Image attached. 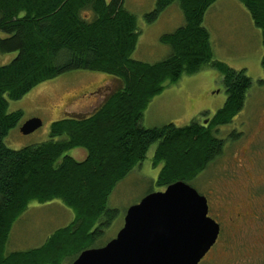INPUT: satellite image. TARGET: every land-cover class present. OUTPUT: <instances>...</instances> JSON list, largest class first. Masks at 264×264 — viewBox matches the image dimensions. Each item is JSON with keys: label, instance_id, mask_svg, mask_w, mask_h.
Wrapping results in <instances>:
<instances>
[{"label": "trees", "instance_id": "trees-1", "mask_svg": "<svg viewBox=\"0 0 264 264\" xmlns=\"http://www.w3.org/2000/svg\"><path fill=\"white\" fill-rule=\"evenodd\" d=\"M216 1L156 0L144 15L146 24L173 3L184 24L160 37L171 49L169 56L149 64L131 58L141 30L123 0H0V53H16L0 66V264H60L67 258L71 264L114 219L116 210L106 207L110 193L154 143L153 166H161L156 186L163 189L176 181L189 184L223 154L225 140L214 133L242 110L251 79L245 70L213 59L203 21ZM238 1L260 30L264 73V0ZM204 67L221 75L226 94L206 126L140 125L156 95ZM78 70L103 73L120 87L90 117L53 123L49 140L9 149L4 139L22 113L8 112V100ZM73 148L85 149L86 159L76 162L66 155ZM54 201L71 209L73 220L40 247L6 254L12 227L26 209Z\"/></svg>", "mask_w": 264, "mask_h": 264}, {"label": "rangeland", "instance_id": "rangeland-1", "mask_svg": "<svg viewBox=\"0 0 264 264\" xmlns=\"http://www.w3.org/2000/svg\"><path fill=\"white\" fill-rule=\"evenodd\" d=\"M155 2L123 0L124 8L136 17L141 30L131 58L149 64L162 61L171 53L170 47L160 42V36L170 34L184 24L176 3L155 22L146 24L144 15L153 10ZM203 26L209 33L213 59L234 70H245L251 79V87L242 110L230 124L219 127L214 133L215 137L225 140L223 154L189 183L199 194L209 198L208 216L221 226L215 245L199 264H264V191L260 189L264 188V73L260 65L263 55L260 30L238 0H217L207 10ZM0 38H4L1 33ZM15 55L0 53V66L9 63ZM104 77L107 76L99 72L72 71L37 85L19 100H8L7 111H20L22 115L18 125L8 132L4 144L9 149L19 150L49 140L50 126L73 100V92L77 93L76 89L83 84L84 87L102 85L108 80ZM89 96L77 95L75 102L67 106L72 110H91L96 103L81 102L92 98ZM225 99L221 75L204 67L196 74L184 75L176 84L166 86L150 101L139 123L144 128L167 124L183 127L198 119L202 112L213 116ZM32 118L40 119L41 127L29 135H22L21 125ZM233 134L238 136L236 140L230 137ZM156 145L152 144L143 162L116 184L106 202L108 209L116 210L114 219L99 240L83 247L98 248L113 239L130 206L151 192L164 190L156 186L161 166L153 167L152 164ZM68 155L83 159L86 153L74 149ZM253 187H258L255 199H251ZM72 213L59 201L32 204L14 223L5 253L40 247L61 225L64 217H73ZM70 260L67 258L60 264H69Z\"/></svg>", "mask_w": 264, "mask_h": 264}, {"label": "water", "instance_id": "water-1", "mask_svg": "<svg viewBox=\"0 0 264 264\" xmlns=\"http://www.w3.org/2000/svg\"><path fill=\"white\" fill-rule=\"evenodd\" d=\"M41 124L32 118L19 131L29 135ZM219 234L220 225L208 216L206 197L176 181L130 206L113 239L83 250L71 264H199Z\"/></svg>", "mask_w": 264, "mask_h": 264}, {"label": "flooded vegetation", "instance_id": "flooded-vegetation-1", "mask_svg": "<svg viewBox=\"0 0 264 264\" xmlns=\"http://www.w3.org/2000/svg\"><path fill=\"white\" fill-rule=\"evenodd\" d=\"M107 76V75H106ZM104 78H107V82H105L104 84L102 85H98V86H88V87H83L80 86L79 88L76 89L77 93L73 92V95H74V98L71 102H68L67 104H72L75 102V96L77 95H80L82 93H84L86 96L90 95L89 97H92L91 99H84L82 100L81 102H92L93 104L96 103L95 106H93V108L91 110H87V111H80V110H72L70 109V107L62 104V106H65L64 108V111L60 113L59 117H57L58 119L56 121H54L53 123H57V122H62V121H65V120H70V119H73V120H81V119H84V118H87V117H90L92 114H94L99 107L102 106V104L108 99V97H110L112 95V93H114L115 91H117V89L120 87V84L117 80H115L114 78H111V77H104ZM94 88V89H93ZM81 104V103H80ZM61 106V107H62ZM219 110V109H218ZM217 110V111H218ZM216 111V112H217ZM216 114V113H215ZM215 114L213 116H210L205 113V112H202L199 116H198V119H194L192 122L193 123H198L199 125L201 126H206L214 117H215ZM191 122V123H192ZM52 123V124H53ZM52 124L50 127H52ZM190 124V123H189ZM188 124V125H189ZM51 130V128H50ZM50 134V133H49ZM62 137H60L58 140H61ZM74 149H81V150H84L86 155L83 159H79V158H73L72 156L68 155V153L71 151V150H74ZM71 150H68L66 152V155L70 156L74 161L76 162H82L86 159L87 157V152L85 149L83 148H73ZM155 152V151H154ZM81 155H79L80 157ZM154 156V154H153ZM80 161H79V160ZM143 162V161H142ZM141 162V163H142ZM152 164H153V157H152ZM138 167V166H137ZM154 167V166H153ZM157 167V166H155ZM258 187H253V194L251 195V199H255V196H256V191ZM260 189H263L262 191H264V188H260ZM207 199V205H208V211L211 209V203H210V200L209 198H206ZM31 206V205H30ZM238 217H240L241 215L238 214L237 215ZM231 222H234L233 219H230ZM220 232H221V226H220Z\"/></svg>", "mask_w": 264, "mask_h": 264}, {"label": "crops", "instance_id": "crops-1", "mask_svg": "<svg viewBox=\"0 0 264 264\" xmlns=\"http://www.w3.org/2000/svg\"><path fill=\"white\" fill-rule=\"evenodd\" d=\"M67 214H68V212L67 213H64V216H66ZM60 218H61V216H60ZM72 220H73V217L71 215H70V217H64V219L61 221L62 222L61 225H59L58 228H56L55 230L67 226Z\"/></svg>", "mask_w": 264, "mask_h": 264}, {"label": "bare ground", "instance_id": "bare-ground-1", "mask_svg": "<svg viewBox=\"0 0 264 264\" xmlns=\"http://www.w3.org/2000/svg\"><path fill=\"white\" fill-rule=\"evenodd\" d=\"M94 89V88H93Z\"/></svg>", "mask_w": 264, "mask_h": 264}]
</instances>
